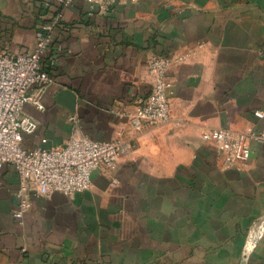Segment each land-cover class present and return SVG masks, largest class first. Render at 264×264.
<instances>
[{"label": "crops", "instance_id": "1", "mask_svg": "<svg viewBox=\"0 0 264 264\" xmlns=\"http://www.w3.org/2000/svg\"><path fill=\"white\" fill-rule=\"evenodd\" d=\"M43 0H0V52L35 45ZM74 0L53 28V81L24 148L70 137L134 148L74 196L34 195L14 217L19 178L0 174V264H264V139L234 162L203 131L264 132V0H119L108 15ZM168 56L169 119L135 130L147 61ZM71 116L74 120L69 119Z\"/></svg>", "mask_w": 264, "mask_h": 264}, {"label": "built area", "instance_id": "2", "mask_svg": "<svg viewBox=\"0 0 264 264\" xmlns=\"http://www.w3.org/2000/svg\"><path fill=\"white\" fill-rule=\"evenodd\" d=\"M57 5L51 14L43 18L35 30V45L32 50L22 53L0 52V174L5 165H11L19 183L13 195L15 198L14 217L21 221L30 206L28 183L36 186L34 195H48L59 192L74 196L87 190L91 185L92 172L99 168L110 171L116 168L119 156L135 146L121 139L94 141L75 135L63 145L51 148H24L22 135L31 134L37 122L23 112L30 104L42 109L40 96L33 88L50 84L56 63L54 53H49L53 28L63 17V8L74 0H53ZM86 14L108 15L119 0H82ZM52 0H43L42 6L49 10ZM171 59L162 54H152L147 61L150 77L148 93L139 98L135 105L132 126L140 130L145 124L157 125L169 119V96L172 83L167 75ZM255 116L263 118L261 110ZM69 119L74 120L71 116ZM201 138L206 142L220 144V149L234 162H244L250 157L249 140H263L264 132L249 130L248 134L229 129L203 131Z\"/></svg>", "mask_w": 264, "mask_h": 264}]
</instances>
